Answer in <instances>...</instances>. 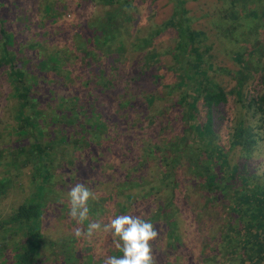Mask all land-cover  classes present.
<instances>
[{"label":"trees","instance_id":"16d2710c","mask_svg":"<svg viewBox=\"0 0 264 264\" xmlns=\"http://www.w3.org/2000/svg\"><path fill=\"white\" fill-rule=\"evenodd\" d=\"M82 1L71 9L67 0H30L9 18L0 0V90L10 99L11 116L4 133L14 136L3 145L0 131V196L17 193L0 211L1 261L75 264L58 256L51 232L41 231L43 215L57 207L60 223L71 226L53 231L57 239L75 236L90 221L103 225L117 215H136L159 233L152 242L155 264H264V180L243 167L256 137L237 121L226 147L215 141L219 105L227 94L241 99L247 80L245 105L264 117V0H219L213 9L221 20L216 36L230 35L242 46L230 51L237 67L227 69L235 81L227 90L212 79L219 64L211 60L205 31L192 28L183 14L184 0H174L170 16L143 35L132 33L134 0ZM84 6H97V13L85 14ZM68 15L73 19L65 21ZM14 20L42 28L26 38ZM166 27L174 40L169 66L152 44ZM50 34L59 41L47 48ZM135 50L137 73L117 79L119 62ZM161 66L174 68L175 80H158ZM145 77L151 87L145 88ZM67 81L73 84L68 93L57 94L55 84ZM235 146L244 157L239 163L230 156ZM73 147L82 169L73 167ZM78 181L100 188L83 225L69 216V196L59 194L64 183L72 188ZM105 234L82 238L101 244ZM109 238L121 256L111 233ZM83 248L88 250L76 245L64 252Z\"/></svg>","mask_w":264,"mask_h":264},{"label":"rangeland","instance_id":"374dc122","mask_svg":"<svg viewBox=\"0 0 264 264\" xmlns=\"http://www.w3.org/2000/svg\"><path fill=\"white\" fill-rule=\"evenodd\" d=\"M69 8H75V0H67ZM4 5L2 6V13L9 18H14L13 14L15 12L23 13L25 11V8L29 7L31 2L30 0H4ZM90 2L87 0L82 1L81 4L88 5ZM135 7L131 10L133 14V20H132V33L143 35L146 34L150 28L157 24H162V20L166 19L170 16L172 8L174 7V0H134ZM220 2L215 0H184L183 5L186 9H188L185 13H183L185 16H190V25L192 28L195 29H202L205 31L207 36V43L211 44V49L209 52L212 54L211 60H214V62H217L219 65L215 64L214 68H216L218 71L214 72L213 74V80L218 82L224 90H227L234 84V78L230 76V74L227 73V69L230 67L232 69H235L237 65H235V62L232 60L230 56V51L239 50L241 49V45L239 42H235L234 40H231L229 37L230 35L225 36H216V30L218 29V24L221 22L216 21V15L215 12L216 6L219 5ZM80 7H76L77 9ZM85 8V6H84ZM98 7L96 6L95 9L93 6L89 8V10L94 11L97 13ZM85 14H88V8H85ZM87 11V12H86ZM70 14V13H69ZM77 13L75 12L74 15ZM31 18L35 20V15L31 14ZM65 21H68L69 19L72 20V15L66 16L64 18ZM33 20H29L24 24L21 21L14 20L13 24L17 25L19 28H24V36L28 37L30 34V30L34 33V31L40 30L42 27H39L36 25V23H32ZM27 24L29 25V28L27 29ZM9 26L12 27V24L9 23ZM26 26V27H25ZM16 30V29H15ZM34 30V31H33ZM23 34V32H22ZM21 34V35H22ZM172 28L166 27L162 30H160L156 37L153 38L152 44L157 50H162L163 55L161 56V62L164 65H171L173 59L171 57L172 54L168 51V46L170 47L173 44V38H172ZM60 36V35H59ZM222 36V37H221ZM56 40L59 41L57 37H55L53 34L48 35L47 42L50 44H53L56 42ZM45 42V40H44ZM48 45L47 48H50L52 45ZM248 48V47H247ZM247 51L246 49L244 51L243 57L247 58ZM259 53L260 50L257 48L252 54V57L254 54ZM140 51L135 50L131 52V59H128L127 62H125V59L123 61L125 63H120L119 68V74L117 75V79L119 80H125L132 74L137 73L135 71L134 65L138 62V54ZM136 57V58H135ZM157 72H163L164 76L163 78H160L158 80L166 81L165 79L175 80L176 76L174 74V71H176L174 68H165V66H161L160 68L155 69ZM142 74V73H141ZM60 77V76H59ZM165 77V78H164ZM141 78V77H140ZM139 78V80H141ZM150 79L145 77V88H148V86H152ZM78 82L76 81L75 84ZM251 80H247L244 84L243 90H242V97L237 98L236 94L231 93L227 94L228 98L224 103H221L219 105V108L217 109L216 117L220 120V124L218 128H216L215 134V141L222 144L224 147H226L229 144V139L231 132L234 129V126L237 124V121H242L243 126L245 127V130H249V132H253L254 137H256V142L250 144V149L248 151V156L244 160L243 155L240 156V153L238 151V146H235L233 150H231L230 156H232V159L237 160L238 163L241 161H245L243 167L246 168L247 174H253L256 178H259L260 180H264V117L262 120L258 118V114L253 112L252 106L248 107L245 105V98H243V95L248 93L246 92L247 89L251 86ZM73 86L71 82H66L65 84L58 82L55 84L56 93L57 94H67L68 89H70ZM5 88V87H3ZM5 89L0 90V131L2 132V141L4 142L3 145L7 144L9 145L11 139L14 137L13 134H5V124H8L11 120L10 116V110L7 109V105L10 103V99L5 100ZM105 96V95H103ZM238 99V100H237ZM0 145L2 143L0 142ZM72 153L77 155L76 163L73 165V167L76 168H83V162L79 157L78 154V148H72ZM29 165L27 164L24 166V171H29ZM72 167V168H73ZM99 169H95L94 172L98 173ZM78 173V172H77ZM108 176V175H107ZM105 178V176H104ZM81 182V180H79ZM78 181V183H79ZM97 182H92L91 185L96 184ZM58 187V185H57ZM71 188V185L69 182L64 183L62 186L61 192L59 193L61 197H68L67 190ZM90 189V188H89ZM100 188H91L90 191L99 193ZM17 195L16 191L13 190L7 195L0 196V211H7L10 202L13 201V197ZM59 209L57 207L54 208V210L47 211L43 215V221H42V227L41 231L43 232H51V236L49 238H53V241L51 242H57L52 243L56 249V253L59 257L62 259H69L77 260L79 264H104L105 259L108 256H119L118 251L115 249L113 250L110 248V244H108L109 240V233H106L107 237L104 239L107 241L101 240V244H99V241H90L89 239L85 238H78L73 235H66L65 237H61L60 239H57V236H53L54 232L58 233L61 232L63 229H70L65 228L66 223L61 222L58 220V214ZM60 223V224H59ZM54 231V232H53ZM73 234V233H72ZM96 236V235H95ZM98 237V236H96ZM48 239V237L46 238ZM90 239H96V238H90ZM81 242V244L79 243ZM79 247L80 245L85 246L88 248V250H85L83 248V251H81L80 254L75 252L74 254L66 253L64 251L71 250L73 246ZM103 246L106 250V253L98 254L102 251V249H98V247ZM92 247L91 249H89ZM63 250L59 253L60 250ZM96 249L94 252L93 250ZM82 250V248H81ZM44 251V249H43ZM42 252V251H41ZM111 254V255H110ZM3 255H11L10 251H8L7 254ZM2 255H0V264H4V262L1 261ZM58 258H55V261L57 262ZM76 261L75 264L78 262ZM48 264H51L49 261Z\"/></svg>","mask_w":264,"mask_h":264},{"label":"clouds","instance_id":"9594fccd","mask_svg":"<svg viewBox=\"0 0 264 264\" xmlns=\"http://www.w3.org/2000/svg\"><path fill=\"white\" fill-rule=\"evenodd\" d=\"M68 196L69 216L83 225L89 220V201L97 199L96 194L78 183L70 189ZM100 231L111 233L115 247L122 252L121 256H108L104 264H155L152 242L159 233L150 221L136 215H117L103 225L99 221H90L86 229L78 227L75 236L90 239Z\"/></svg>","mask_w":264,"mask_h":264}]
</instances>
